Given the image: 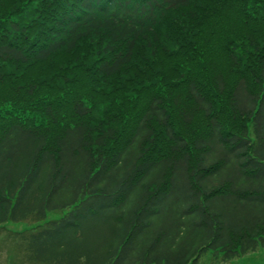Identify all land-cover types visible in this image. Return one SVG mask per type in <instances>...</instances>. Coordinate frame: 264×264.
<instances>
[{
	"label": "trees",
	"instance_id": "16d2710c",
	"mask_svg": "<svg viewBox=\"0 0 264 264\" xmlns=\"http://www.w3.org/2000/svg\"><path fill=\"white\" fill-rule=\"evenodd\" d=\"M2 231L31 264L264 247V0H0Z\"/></svg>",
	"mask_w": 264,
	"mask_h": 264
},
{
	"label": "rangeland",
	"instance_id": "374dc122",
	"mask_svg": "<svg viewBox=\"0 0 264 264\" xmlns=\"http://www.w3.org/2000/svg\"><path fill=\"white\" fill-rule=\"evenodd\" d=\"M61 213H48L47 220L56 219ZM35 227L33 223L28 222H16L8 223L4 226V231L9 233H23ZM4 231L0 232V264H31L27 263L22 254L15 252V245L13 246L8 241L4 240ZM22 259V262H18ZM188 264H190L188 262ZM195 264H224L219 263L211 258V253L206 252L201 255ZM225 264H264V247L258 248L256 251L235 258Z\"/></svg>",
	"mask_w": 264,
	"mask_h": 264
}]
</instances>
